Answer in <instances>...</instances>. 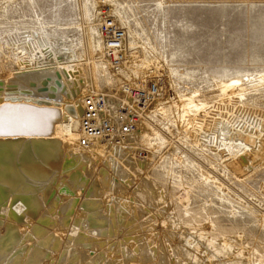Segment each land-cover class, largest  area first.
<instances>
[{
    "label": "bare ground",
    "instance_id": "6f19581e",
    "mask_svg": "<svg viewBox=\"0 0 264 264\" xmlns=\"http://www.w3.org/2000/svg\"><path fill=\"white\" fill-rule=\"evenodd\" d=\"M107 5L129 32L115 3ZM93 7L94 35L90 34L89 40L94 58L96 49L102 51L98 35L100 0H93ZM17 24L11 21V28ZM19 27L27 38L26 51L32 44L29 26ZM37 40L43 55L31 64L25 59L11 71L3 67L5 55L0 52V222L6 224L0 232V264H264V245L258 246L254 235L246 238L244 232H238L232 240L223 237V232H232L236 225L222 224L223 220L212 212L201 216L193 207L197 196L192 187L181 192V187L161 179L148 160L138 163L134 147L147 145L145 136L150 130L142 114L153 113L163 101L170 103L168 96L162 100L160 93L141 107L136 128L118 142L92 138L82 146L81 101L97 90L81 59L83 51L58 37L45 40L37 36ZM126 53L117 71L104 59L96 60V65L105 66L112 80L126 82L135 75L130 68L136 63ZM129 63L132 67L124 68ZM121 68L127 73L117 79L115 73ZM117 88L122 103H132L119 85ZM111 102L109 99L108 112L114 107ZM239 139L244 145L240 152L243 159L238 156L231 163L235 171L264 155V137L258 140L263 146L260 150H255L254 140ZM127 177L132 180L125 191L112 192L107 185L111 181L116 187L124 186ZM123 199H138L141 209L146 210L141 213L147 217L140 221V214L131 213L132 208H127ZM134 219L130 230L142 228L139 237L145 244L132 238L122 250L121 234L114 237L113 229ZM25 231L30 234L24 244H19ZM131 234L136 235L135 231ZM17 250L20 252L16 254Z\"/></svg>",
    "mask_w": 264,
    "mask_h": 264
},
{
    "label": "rangeland",
    "instance_id": "374dc122",
    "mask_svg": "<svg viewBox=\"0 0 264 264\" xmlns=\"http://www.w3.org/2000/svg\"><path fill=\"white\" fill-rule=\"evenodd\" d=\"M111 1L128 24L129 32L121 25L126 30L125 52L136 62V68L132 63L124 66L135 73L125 81L157 80L162 100L170 98V103L161 102L153 113L142 114L150 130L145 136L147 145L134 147L138 163L148 160L161 179L183 188L181 192L192 187L197 196L193 207L201 216L212 212L222 224L236 225L232 232H223V237L232 240L244 232L246 238L254 235L258 246L264 245V155L240 171L231 167L238 156L243 159L239 138L254 140L255 150L263 147L258 140L264 137V0H107V11ZM94 14L93 0H0L3 67L13 69L25 59L31 64L43 55L37 36L58 37L83 51L81 59L97 90L119 97L117 87L124 81L112 80L105 66L96 65L101 58L92 56L89 37L94 35ZM11 21L35 31L28 32L32 44L26 51L25 33L20 24L11 28ZM124 73L127 70L121 68L116 78L122 79ZM95 165L99 166L98 161ZM124 180V186L116 187L111 181L107 185L112 192L125 191L132 178ZM122 202L132 208L131 213L140 214V221L147 217L138 199ZM134 221H123L118 230L113 229L114 237L121 234L122 250L132 238L145 244L139 237L142 228L130 230ZM4 223L0 222V232ZM29 234L22 233L19 244Z\"/></svg>",
    "mask_w": 264,
    "mask_h": 264
},
{
    "label": "built area",
    "instance_id": "2783aa9c",
    "mask_svg": "<svg viewBox=\"0 0 264 264\" xmlns=\"http://www.w3.org/2000/svg\"><path fill=\"white\" fill-rule=\"evenodd\" d=\"M106 0H100V28L99 37L102 41V51L97 54L98 58L106 60L112 70L117 71L125 58L126 30L104 8ZM103 6V7H102ZM121 91L130 96L132 103H122L115 99L111 92L105 90H92L83 96L82 109L79 113L80 131L79 143L82 146L89 144V139L98 138L102 141H119L136 128L140 117V108L146 105L154 96L161 93L157 80H142L132 84L123 82ZM117 101L111 111L108 112V100Z\"/></svg>",
    "mask_w": 264,
    "mask_h": 264
}]
</instances>
